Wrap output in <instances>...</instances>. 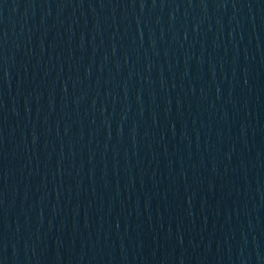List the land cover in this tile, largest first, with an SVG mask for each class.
<instances>
[{
	"label": "water",
	"instance_id": "95a60500",
	"mask_svg": "<svg viewBox=\"0 0 264 264\" xmlns=\"http://www.w3.org/2000/svg\"><path fill=\"white\" fill-rule=\"evenodd\" d=\"M0 264H264V0H0Z\"/></svg>",
	"mask_w": 264,
	"mask_h": 264
}]
</instances>
